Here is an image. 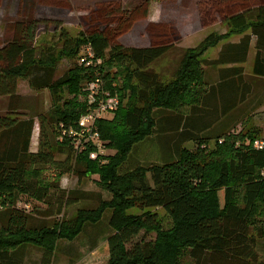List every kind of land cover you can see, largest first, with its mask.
I'll return each instance as SVG.
<instances>
[{"label":"trees","instance_id":"1","mask_svg":"<svg viewBox=\"0 0 264 264\" xmlns=\"http://www.w3.org/2000/svg\"><path fill=\"white\" fill-rule=\"evenodd\" d=\"M149 1L142 0L127 15L119 2L116 9L108 5L111 17L123 19L117 20L115 30L81 31L72 37L61 29V53L76 58L87 46L92 58L84 55L89 65L76 64L55 80L54 50L38 51L35 46L39 20L20 14L6 27L9 36L0 41V97L9 100L0 111V264H25L27 247L42 253L39 264H52L58 241H74L87 225L96 226L106 211L105 225L112 232L106 264H182L186 257L189 264H264L256 252V239H264V134L233 116L241 112V105L250 104L247 100L254 92L238 66L247 59L251 39L252 74L264 79V0H201L203 27L218 21L228 36L241 38L224 44L216 59L206 61V50L228 37L208 35L196 48L184 51L174 77L167 81L148 68L170 47L173 32L168 26H157L164 38L145 48H125L114 36L144 17ZM226 65L232 67L218 70L217 81L205 80V66ZM19 79L34 90L47 89L51 97L47 117L36 116L35 152L29 151L35 117L23 119L19 113ZM95 79L119 105L111 119L95 121L104 148L115 154L90 160L89 154L97 151L94 144L75 152L69 138L59 137L60 126L76 128L80 117L96 107L86 98L77 99L80 89ZM64 91L70 99L63 98ZM261 105L258 100L253 107ZM238 124L242 128L233 131ZM151 137L158 139L160 163L122 171L133 147ZM256 141L263 143L261 149L254 147ZM190 142L196 147L186 150ZM57 154L65 159L56 160ZM64 174L98 175V185L110 199L49 224L47 218L60 216L66 206L86 197L58 188ZM20 196L47 207L25 211L17 206ZM132 209L138 212L130 213ZM158 210L171 220L169 229L161 228ZM150 233L155 234L153 241L138 238Z\"/></svg>","mask_w":264,"mask_h":264},{"label":"rangeland","instance_id":"2","mask_svg":"<svg viewBox=\"0 0 264 264\" xmlns=\"http://www.w3.org/2000/svg\"><path fill=\"white\" fill-rule=\"evenodd\" d=\"M200 1L201 0H150L144 17L133 23L131 22L130 25L127 24L122 34L118 36L116 34L114 35L116 37L115 39L125 48H145L149 47L153 40L158 43L160 38H164V35L158 31L157 26H168L173 32L170 36V47L160 58L153 62L148 69L160 74L166 81L170 80L174 77L176 73L175 69H177L176 67L179 65L186 49L196 48L210 34L221 36L228 32L227 28L218 21L206 27L201 25L198 12V4ZM117 2L120 3V6L127 15L130 10L138 7L142 0H0V41L6 36H9L6 27L11 22L18 20L20 14L21 17L26 16L34 20H39L40 24L37 25L35 31V46L38 51L47 47L54 50L57 61L52 78L55 80L65 74L74 65L79 64L80 60L84 58V55H87L88 49L87 46H84L76 58L67 57L65 54L61 53V42L58 41L57 38L59 31L63 29L72 37H75L81 31L92 32L97 29L103 30L104 28L109 30L112 28L115 30V27H117L119 23L117 20L122 21L123 19L122 17H111L107 6L111 5L116 9ZM111 26H114V28ZM240 35L241 34L227 35V39L224 40H236ZM207 50L203 55L204 59L216 57V48L211 47ZM254 55V48L250 46L247 59L241 64L245 80L252 83L254 88L253 94L247 100L250 104L246 105L247 103H244L239 108L241 112L235 111L233 116L238 123L243 122V126L249 123L250 127L260 129L262 134H264V80H259L252 74ZM204 72L207 82L214 83L217 81L218 74L216 71L214 73L212 68L205 66ZM96 80L102 84L100 79H95L94 81ZM88 84L89 83L80 89V93L77 96L78 100L81 101L86 98L85 88ZM15 94L21 98L22 110L19 111V113L23 115V119L24 117H35L29 145V151L35 152L38 149L39 143V121L36 116L42 115L47 117L52 107L51 97L47 89L34 90L29 86L26 80L20 79L17 81ZM63 98L70 99L71 95H68L67 92L64 91ZM258 100L262 101V105L255 110L253 105ZM8 103L9 100L7 97H0L1 112L6 110ZM23 107H25V109H23ZM245 110L246 112H243ZM114 112L106 114L104 118L111 119ZM47 125L49 126L50 124L47 122ZM241 128V124L235 125L233 131H238ZM151 138L139 142V144L133 147L126 163L122 166V171L125 169H132L137 165L160 163V148L156 142L158 139L154 137ZM96 143L97 144L94 146H96L97 151L89 154L90 160H95L97 156L109 157L115 154V150L104 148L105 143L99 138ZM195 147L196 145L192 142L185 145L186 150H193ZM76 154L78 153L74 152V155ZM55 158L58 161H63L65 156L57 154ZM49 175H51V173H48V176ZM53 176L54 175L50 176V178H53ZM98 180V175L81 178L71 174L62 175L57 181V186L60 190L83 192L86 194V197L76 201L74 204L66 206L60 216L47 218L46 221L50 224L52 221H57L61 218L68 219L73 217L75 212L79 209H94L97 207L99 201L109 200L110 194L99 187ZM17 206L30 212L31 207L43 209L47 207V204L45 202L33 201L25 196H20ZM158 211L157 214L160 215L159 217L161 219V228L165 230L169 229L171 227V220L163 213V210ZM129 212L137 213L138 211L132 209ZM108 218L109 211H106L101 221L96 225L98 227L100 226L98 229H89L91 226L87 225L85 227V233L76 238L72 246H75L78 242L82 246L83 243H86L87 239H90L86 237L94 233L99 232L100 234H104L106 230L105 224ZM252 234H254V232ZM138 238H143L146 241H153L155 239V234L150 233L144 237L140 234ZM27 249H29V252L26 254V259L24 258L25 260H23L25 264H39L42 253L36 251L38 249L35 247H27ZM62 250H66V241L57 242L56 249L52 254V264H66V259H64L61 254ZM256 252L258 258L261 260V258L264 257L263 238L256 239ZM182 262V264H189L187 257L183 258Z\"/></svg>","mask_w":264,"mask_h":264},{"label":"built area","instance_id":"3","mask_svg":"<svg viewBox=\"0 0 264 264\" xmlns=\"http://www.w3.org/2000/svg\"><path fill=\"white\" fill-rule=\"evenodd\" d=\"M87 58H92L89 50H87ZM82 62H87L86 64L89 65L91 61H86L84 57L80 60V63ZM98 63L99 61L94 62V64ZM85 89L88 104H96V107L80 117L76 128L63 129L60 126L61 136L59 141H62L63 137L69 138L75 152L82 151L86 143L97 144L98 134L95 130V121L103 118L106 114L114 112L119 105L116 96H111L107 91H104L98 80L89 83ZM262 146L263 143L260 141L254 143V147L257 149H261ZM262 174L264 175V171Z\"/></svg>","mask_w":264,"mask_h":264},{"label":"crops","instance_id":"4","mask_svg":"<svg viewBox=\"0 0 264 264\" xmlns=\"http://www.w3.org/2000/svg\"><path fill=\"white\" fill-rule=\"evenodd\" d=\"M240 38H241V36H239V38H237L236 40H231V41L222 40V41H220L214 47L217 49L216 50V57L211 58V59H209V58L208 59L203 58V59L207 60V61H211V60L216 59L219 51L221 50V47L224 44H226V43H237L240 40ZM254 41H255L254 39H251V43H250L251 47H254ZM238 66L241 67V64ZM229 67H232V65L219 66V67H215V68L210 67V68H212L213 72L215 73V71L218 72V70H220V69L229 68ZM176 68H178V66ZM176 70L177 69H175V71ZM257 79L260 80V78H257ZM261 80H264V79H261ZM253 90H254V88H253ZM99 227L98 226H91V228H89V229H98ZM111 233H112L111 230L108 227H106L104 234H100L99 232H97V233L92 234L89 237H86V238H90V239H87L86 243H83L82 246L79 242L76 243L75 246H72V244L74 243L75 240L72 242H66V250H62V252H61V254L63 255L62 257L64 259H66V261H65L66 264H106L108 261V258H109L107 237ZM71 249H73V250H71Z\"/></svg>","mask_w":264,"mask_h":264}]
</instances>
